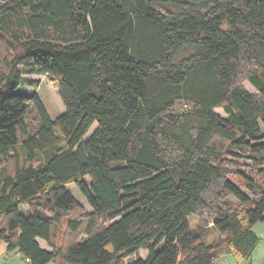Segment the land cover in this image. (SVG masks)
<instances>
[{"label":"trees","instance_id":"16d2710c","mask_svg":"<svg viewBox=\"0 0 264 264\" xmlns=\"http://www.w3.org/2000/svg\"><path fill=\"white\" fill-rule=\"evenodd\" d=\"M0 46L7 251L27 264H217L189 223L213 211L232 253L251 257L264 223V0H1ZM25 74L52 81L62 114L18 91L39 86ZM70 184L90 213L70 216Z\"/></svg>","mask_w":264,"mask_h":264},{"label":"rangeland","instance_id":"374dc122","mask_svg":"<svg viewBox=\"0 0 264 264\" xmlns=\"http://www.w3.org/2000/svg\"><path fill=\"white\" fill-rule=\"evenodd\" d=\"M1 1V0H0ZM3 46H0V69L2 68V57L4 55ZM24 77L38 80L39 86L38 88H34L31 86H23L20 87L18 91L24 93H38L41 97L42 101L47 107L52 118H56L60 114H62L65 110L64 105L58 95V92L53 85L52 81L46 75H38V74H25ZM242 86L247 89L249 92L257 94V90L251 85V83L247 79H243L241 81ZM185 106H180L179 109H186ZM216 112L221 116H226L222 108L216 109ZM248 172L247 167H240ZM242 169V170H243ZM230 178L234 180V182H240L244 184L243 180L232 174ZM258 181L264 182L263 176H256ZM68 189L72 193V195L76 198L79 209L70 214L71 217L78 216V214L86 215L91 212V208L87 203L85 197L81 194L79 189L75 184L68 185ZM226 201L230 203L233 209H242L241 202L232 195L226 196ZM27 208L24 206L21 208V211L27 212ZM215 215L213 211H200L196 214H193L189 217V223L192 230L198 234H202L206 239V242L213 245L215 250H217V264H264V223L257 222L252 226L253 231L259 238V243L255 248L253 254L250 258H242L239 257L234 252L232 253V245L229 241V234L221 233L214 227ZM55 232V238L57 244H67L71 238L69 235L66 220H64L60 225L57 226ZM40 244L46 248L51 250L48 244L44 240H40ZM147 255L146 250H140L139 255L135 257L145 258ZM0 264H27L26 261L22 258V256L16 251L9 252L7 251V244L2 242L0 244Z\"/></svg>","mask_w":264,"mask_h":264},{"label":"crops","instance_id":"0c3cea01","mask_svg":"<svg viewBox=\"0 0 264 264\" xmlns=\"http://www.w3.org/2000/svg\"><path fill=\"white\" fill-rule=\"evenodd\" d=\"M40 240H42V239H38V241H39V243H40ZM41 245V244H40ZM42 246V245H41ZM43 247V246H42ZM44 248V247H43ZM46 249V248H45ZM49 250V249H48Z\"/></svg>","mask_w":264,"mask_h":264}]
</instances>
